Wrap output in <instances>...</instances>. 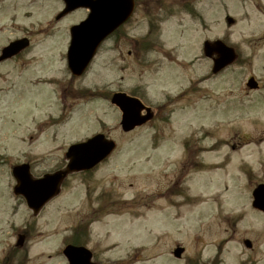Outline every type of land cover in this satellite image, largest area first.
Listing matches in <instances>:
<instances>
[{"label":"rangeland","instance_id":"1","mask_svg":"<svg viewBox=\"0 0 264 264\" xmlns=\"http://www.w3.org/2000/svg\"><path fill=\"white\" fill-rule=\"evenodd\" d=\"M137 2L121 35L140 38L154 20L158 44L149 64L129 57L125 41L117 43L116 63L109 40L74 80L64 57L68 31L87 11L56 20L61 1L38 0L30 16L22 15L23 26L34 23L41 66L0 81V244L13 242L19 226L63 227L83 209L85 196L102 195L128 201L106 210L134 211L98 223L112 229V241L134 249L129 264H186L200 252L207 259L223 241L221 264H264V213L251 205L253 188L264 183V0H192L193 13L175 9L173 0ZM216 38L239 56L213 74L202 46ZM249 76L257 89L246 87ZM47 77L53 82L43 83ZM59 82L71 90L65 100ZM144 86L150 97L142 99L160 111L124 132L106 94ZM75 89L90 91L73 96ZM62 114L64 121L52 125L49 117ZM97 132L116 142L109 158L90 173L69 174L59 196L32 215L13 193L12 166L29 162L34 176L54 171L70 144ZM177 245L185 248L180 259L172 254Z\"/></svg>","mask_w":264,"mask_h":264},{"label":"flooded vegetation","instance_id":"2","mask_svg":"<svg viewBox=\"0 0 264 264\" xmlns=\"http://www.w3.org/2000/svg\"><path fill=\"white\" fill-rule=\"evenodd\" d=\"M29 1L26 0L25 4H23L22 0H0V81L7 80L8 75H21L24 71V73L39 72L37 67L41 65H38V57L33 52L38 44V41L34 40V36H36L35 30L32 28L34 23L29 22L32 27L22 25V15L30 16L29 6H33L38 0ZM60 1L61 6L60 10L58 9L59 11L65 7L63 0ZM136 2L135 6L138 5V2ZM181 2L182 0H178L174 4L175 9L180 8L182 5L183 7L190 5L188 1H185L184 4ZM23 8L24 11L22 12ZM78 10L87 11L86 8L80 7L74 9L72 12ZM59 11L53 15L56 20H60L69 13H72L69 12L57 18ZM51 21L49 18L46 25ZM152 31L150 27L140 38L129 35H110L109 38L113 42L112 44H116L115 47L114 45L111 46V49L116 53L114 60L116 61L119 55H122L120 47L118 46L117 48V43L125 41L130 46V49L127 50L129 57L133 55L138 59V62L149 64L148 57L151 52L150 50L151 48H156L158 44V37L153 35ZM23 38L27 39V46L24 49H19L16 41H21ZM69 40L70 35H68L66 49ZM104 45L105 43L101 44L100 48L104 47ZM66 49L64 54L65 61ZM124 62V60H121V63ZM116 63L118 62L116 61ZM71 78L74 80V78L78 77L71 75ZM39 82H41V79H38L37 75L35 83ZM50 82H53V78L51 77L43 80V83ZM59 84H61L60 90L65 100L71 90H69V87L64 82H59ZM117 91L122 90L117 89ZM71 94L82 97L85 95V89H75ZM129 94L138 96L141 99L142 96H145L147 100L149 99L148 90H146L145 86L142 91L132 90ZM142 101L146 103L143 99ZM146 104L151 106L150 103ZM155 110L153 111L157 115L160 110L158 108ZM103 197L102 195L85 196L82 202L83 209L74 212L75 214L72 219L70 218V222L63 227H36L27 225L15 228L13 233L14 241L5 245L0 244V264H129L136 257L134 256L136 254L134 253V249H129L130 247L125 249L126 246L112 241L111 228L98 226V223H101L107 216L125 214L128 210H106L111 203H116L117 201L113 199L103 201ZM118 202L128 201L121 200ZM133 212L130 211L127 214H133ZM223 242L222 244L217 243L215 245L214 251H212L209 258L203 259L201 256L202 252H200L201 254L195 257L194 262L187 260L186 264H221L222 260L220 257L223 252ZM124 249L126 250L125 253L119 252L123 256H116L117 251Z\"/></svg>","mask_w":264,"mask_h":264},{"label":"water","instance_id":"3","mask_svg":"<svg viewBox=\"0 0 264 264\" xmlns=\"http://www.w3.org/2000/svg\"><path fill=\"white\" fill-rule=\"evenodd\" d=\"M65 8L62 15L77 7H88L87 17L70 28V44L67 50L68 66L74 75H80L87 67L96 52L97 47L114 29L129 18L134 8L133 0H64ZM23 44L22 47H24ZM204 54L213 59L214 73L236 58L234 48L217 39L206 40L203 45ZM247 86L255 88L256 81L251 77ZM111 102L121 110V128L129 131L148 121L153 113L146 107L147 113L141 114L144 108L139 99L125 93H114ZM115 148V142L102 133H97L85 141L71 144L66 157V167L41 177L33 178L28 163L15 165L12 174L16 179L13 188L15 194L23 195L28 206L37 213L41 206L59 192V185L63 178L72 171L88 170L105 159ZM252 206L264 212V183H259L252 191ZM250 246L249 240L244 241ZM182 247H176L174 255L179 257Z\"/></svg>","mask_w":264,"mask_h":264}]
</instances>
